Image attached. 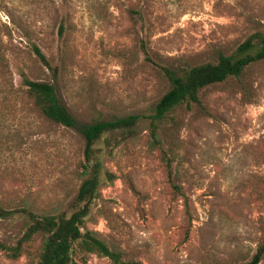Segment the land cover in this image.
<instances>
[{
    "label": "rangeland",
    "instance_id": "1",
    "mask_svg": "<svg viewBox=\"0 0 264 264\" xmlns=\"http://www.w3.org/2000/svg\"><path fill=\"white\" fill-rule=\"evenodd\" d=\"M255 32L264 33V0H0V205L73 210L91 176L81 127L149 116L170 89L144 48L157 64L196 66ZM247 78L246 92L233 81L207 87L201 106L181 105L161 124L178 195L149 145L148 120L125 138L106 135L96 146L102 187L86 229L140 264L248 262L264 236V62ZM24 80L52 85L75 127L45 119ZM26 226L20 213L0 219V242L14 245ZM39 247L38 238L16 260L0 252V264H35ZM87 262L112 264L97 255Z\"/></svg>",
    "mask_w": 264,
    "mask_h": 264
},
{
    "label": "trees",
    "instance_id": "2",
    "mask_svg": "<svg viewBox=\"0 0 264 264\" xmlns=\"http://www.w3.org/2000/svg\"><path fill=\"white\" fill-rule=\"evenodd\" d=\"M62 26L59 30L62 31ZM36 57L45 66H49L41 51L33 46ZM146 60L158 66L163 77L169 82L170 89L160 98L149 116H129L114 121L95 120L81 127L85 138L84 169L91 170V176L84 180L74 199V208L69 213L58 215H38L30 210L10 211L0 205V219L9 218L20 213L27 219L25 232L14 245L0 242V252L9 259L16 260L32 248L36 239H40L35 264H88V255L108 258L112 264H140L134 260H124L123 253L110 249L97 235L86 229V221L91 214L94 203L100 198L102 182L100 179L102 164L97 156L96 146L111 133L121 132L125 138L132 134L144 120L149 121V145L161 155L166 179L173 194L180 189L172 180L171 163L162 149L158 131L161 124L181 105L201 106L200 92L210 86L222 85L233 81L241 92H246L249 85L248 71L264 62V33L255 32L230 55L219 52L214 63L191 66L177 60L167 65L157 64L144 48ZM25 94L32 106L48 121L65 127H75V120L61 105L52 85L45 82L24 80ZM111 183L115 176L104 172ZM264 195V191H263ZM80 254L78 262L75 257ZM264 259V236L257 245L252 258L240 264H260Z\"/></svg>",
    "mask_w": 264,
    "mask_h": 264
}]
</instances>
